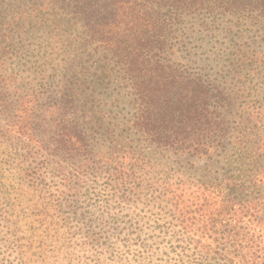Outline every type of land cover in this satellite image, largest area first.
I'll return each mask as SVG.
<instances>
[{
  "label": "trees",
  "instance_id": "1",
  "mask_svg": "<svg viewBox=\"0 0 264 264\" xmlns=\"http://www.w3.org/2000/svg\"><path fill=\"white\" fill-rule=\"evenodd\" d=\"M207 36L205 51L196 45ZM6 41L21 57L39 47L26 70L41 82L26 98L0 82V141L37 143L60 173L104 176L112 192L95 193L97 180L41 182L46 209L77 210L80 189L127 211V223L154 224L149 245L140 227L99 218L114 233L87 245L105 264L120 260L110 239L139 247L135 264H264V0H0ZM22 100L49 143L20 130Z\"/></svg>",
  "mask_w": 264,
  "mask_h": 264
},
{
  "label": "rangeland",
  "instance_id": "2",
  "mask_svg": "<svg viewBox=\"0 0 264 264\" xmlns=\"http://www.w3.org/2000/svg\"><path fill=\"white\" fill-rule=\"evenodd\" d=\"M199 36L206 35L200 33ZM13 38L17 40V36ZM210 38L204 37L196 46H202L205 51H208L213 46ZM13 44L15 46L12 50L8 41L0 43V82L6 85L9 94L11 92L19 98H26L28 94L38 91L36 85L41 82L37 72L34 71L32 74L26 70L31 68V65L26 62L39 59L35 56L39 47L34 45L31 47L33 50L31 54L26 52V57H21L18 45ZM202 48L199 51H202ZM213 52L216 54L214 48ZM34 66L36 67L35 63L33 68ZM21 84H29V87L19 88L16 92ZM120 90L115 84L108 92L116 95ZM4 97L8 100L4 104L5 107L10 103L8 111L15 108L16 98L13 102L9 95ZM120 101L123 103L122 99ZM13 112L22 132L33 133L35 135L33 140L43 139L49 143L48 129L41 126L38 118H35L30 110L27 111L23 100ZM43 132L44 138H42ZM35 144L37 143H20L11 133L0 141V264H105L106 255L96 254L87 245L90 242L93 247L99 249L102 242H105L104 236L114 233L105 228L99 218L105 219L110 227L112 218L118 221L120 228H126L132 224L131 230H134L136 235L137 228L140 227L139 235L147 240V244L157 242L152 221L146 219L144 222L147 221L148 225L147 223L144 225L136 221L132 214L133 222L127 223V218H123V214L127 211L121 212L115 208L116 206L106 207L102 201L103 195L86 196L83 195L85 194L83 190L78 189L77 210L74 206L63 208L64 213L59 217L53 209H46V203L52 200L48 195L52 190H42L41 182L50 187V182L55 184L60 178L67 177L71 178L75 184L82 186L91 180H97L99 187L95 185V193L103 189L105 192L100 194H110L111 190L104 188V176H70L73 171L65 165L62 166L66 172L61 170L60 173L57 167V163H60L44 153V155L41 152L37 153L38 148ZM46 147L50 149L49 144ZM137 210L142 209L137 207ZM142 211L145 213L141 215L146 218H152L150 214L155 213L146 209ZM129 213L131 214V211ZM60 218L64 219L60 220ZM88 222H90L92 238L88 235L86 237ZM110 240L116 241L114 246L120 259H115L118 260L116 264H135L133 259L136 250H140L139 247L123 249L117 239ZM155 249L166 252V245H154L153 250Z\"/></svg>",
  "mask_w": 264,
  "mask_h": 264
}]
</instances>
